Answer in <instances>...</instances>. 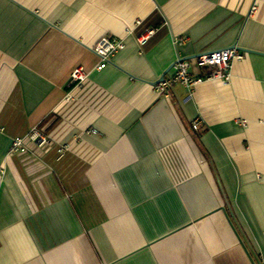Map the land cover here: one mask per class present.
I'll return each mask as SVG.
<instances>
[{
    "label": "crops",
    "instance_id": "1",
    "mask_svg": "<svg viewBox=\"0 0 264 264\" xmlns=\"http://www.w3.org/2000/svg\"><path fill=\"white\" fill-rule=\"evenodd\" d=\"M234 47L229 85L157 91ZM0 129V264H264V0H0Z\"/></svg>",
    "mask_w": 264,
    "mask_h": 264
},
{
    "label": "built area",
    "instance_id": "2",
    "mask_svg": "<svg viewBox=\"0 0 264 264\" xmlns=\"http://www.w3.org/2000/svg\"><path fill=\"white\" fill-rule=\"evenodd\" d=\"M256 6L252 7V11H255ZM142 22L138 21L137 26H141ZM156 34L154 29H147L142 34L137 36V42L139 46L145 45ZM185 39L175 40L176 45L182 44ZM125 42L123 39L114 37L112 35H106L101 37L96 46L93 47V52L98 57L99 62L96 64V71H102L112 63V59L125 49ZM245 54L238 48H227L219 50L218 52H211L199 55L195 58V64L198 68L206 69L205 74L195 76L192 74V62L185 60H177L173 66V74L167 78H164L156 85V89L159 93L169 97L172 94V87L175 85H182L189 91L193 92L199 85L205 82H220L223 85H229L231 83V70L232 66L237 61H243ZM89 80V72L83 67H77L70 74L69 86L73 89L84 88V85ZM73 96L71 92L67 95L66 100H72ZM199 121L192 123L193 131L199 129ZM246 125V123H244ZM2 132V129H0ZM32 138L40 142L41 144H48L49 140L41 134L38 130H32ZM27 150L25 142L21 138H16L12 144L11 155L22 154ZM67 151V146L62 147L59 150V155H64ZM4 169L0 168V178L4 175Z\"/></svg>",
    "mask_w": 264,
    "mask_h": 264
},
{
    "label": "water",
    "instance_id": "3",
    "mask_svg": "<svg viewBox=\"0 0 264 264\" xmlns=\"http://www.w3.org/2000/svg\"><path fill=\"white\" fill-rule=\"evenodd\" d=\"M185 60H186V59H182V61H185ZM164 78H165V74H164V76L162 77V79H161L159 82H161ZM224 197H225V196H224ZM225 201H226V199H225ZM225 204L227 205V208H228V210L230 211V206L227 204V201H226ZM230 215H231V217H232V219H233V222L235 223L236 227L238 228V225H237V223L235 222V219L233 218L231 212H230ZM236 232H237V231H236ZM237 234H238L239 240H240V242H241L240 244H241L243 247H245V249L248 251V253H249L250 255H252V256L254 257L255 255L253 254L251 248L249 247V244H247V241H246L245 237L243 236V234L241 233V231L239 230V233L237 232ZM254 258L256 259V257H254Z\"/></svg>",
    "mask_w": 264,
    "mask_h": 264
}]
</instances>
